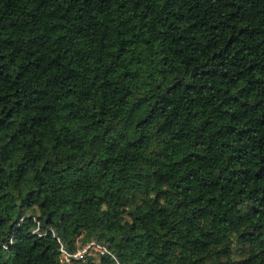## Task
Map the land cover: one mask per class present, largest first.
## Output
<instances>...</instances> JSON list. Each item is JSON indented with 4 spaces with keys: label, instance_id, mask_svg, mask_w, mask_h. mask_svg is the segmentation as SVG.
Returning <instances> with one entry per match:
<instances>
[{
    "label": "trees",
    "instance_id": "trees-1",
    "mask_svg": "<svg viewBox=\"0 0 264 264\" xmlns=\"http://www.w3.org/2000/svg\"><path fill=\"white\" fill-rule=\"evenodd\" d=\"M57 237L264 264V0H0V264Z\"/></svg>",
    "mask_w": 264,
    "mask_h": 264
},
{
    "label": "built area",
    "instance_id": "built-area-1",
    "mask_svg": "<svg viewBox=\"0 0 264 264\" xmlns=\"http://www.w3.org/2000/svg\"><path fill=\"white\" fill-rule=\"evenodd\" d=\"M57 239L60 243L61 261L63 264H73L74 259H82L86 255L97 254L98 256H104L112 254L106 246L98 243L96 240H89L83 244L79 238L76 241L77 248L71 250L61 237H57Z\"/></svg>",
    "mask_w": 264,
    "mask_h": 264
},
{
    "label": "rangeland",
    "instance_id": "rangeland-1",
    "mask_svg": "<svg viewBox=\"0 0 264 264\" xmlns=\"http://www.w3.org/2000/svg\"><path fill=\"white\" fill-rule=\"evenodd\" d=\"M34 210H32L31 212H33ZM93 255H95L97 258H96V260L98 261V262H100V263H102V264H110V262H108L107 260H104L102 257L103 256H98L97 254H93ZM109 261H110V259H109Z\"/></svg>",
    "mask_w": 264,
    "mask_h": 264
}]
</instances>
